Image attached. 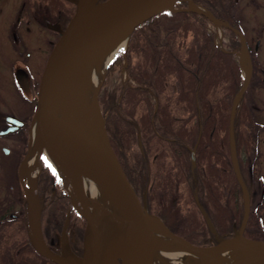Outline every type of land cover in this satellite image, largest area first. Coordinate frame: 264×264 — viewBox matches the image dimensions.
Instances as JSON below:
<instances>
[{"label":"trees","instance_id":"1","mask_svg":"<svg viewBox=\"0 0 264 264\" xmlns=\"http://www.w3.org/2000/svg\"><path fill=\"white\" fill-rule=\"evenodd\" d=\"M46 1L58 6L64 0ZM190 1L239 30L234 0ZM187 5L188 1H178L177 10L164 11L134 29L127 49L107 68L108 76L126 61L129 81L120 87L114 101L106 94L100 104L111 146L138 196L142 198L146 192L148 212L159 214L172 232L190 243L214 246L232 236L233 220L240 223L244 214L243 192L229 149L230 111L243 85L242 68L236 52L216 45L209 19L184 10ZM226 34L230 39L226 45L238 49L239 38L228 29ZM248 90L234 117L238 160L241 149L247 153L253 150L242 128ZM247 165L244 162L240 167L250 196L244 237L257 240L261 223ZM53 179L43 165L37 184L46 195V238L61 232L68 212L76 213L62 182ZM183 185L185 191L181 192ZM195 197L209 215L215 233L206 225ZM26 232L22 223L19 230H7L6 237L28 240Z\"/></svg>","mask_w":264,"mask_h":264},{"label":"water","instance_id":"2","mask_svg":"<svg viewBox=\"0 0 264 264\" xmlns=\"http://www.w3.org/2000/svg\"><path fill=\"white\" fill-rule=\"evenodd\" d=\"M68 1L75 5V11L66 28L61 31V36L55 43L42 72L32 123L35 124L40 141L48 153L65 168L82 173L107 188L114 197L123 203L128 219L100 202L94 204L93 215L91 219H87L73 204L71 197L73 206L86 221L82 256L79 257L72 253L67 243L63 244L62 255H57L45 244L41 230V210H37L36 216L32 217V210L27 198L28 212L30 213L28 236L34 249L41 256L56 264H98L95 256L96 244L99 240L105 239L123 248V254L119 257L120 264H147L152 240L151 217L157 219L168 234L179 241L188 252L195 255L206 256L210 260L203 249L216 247L220 244L218 242L217 245L208 247L194 245L172 232L159 216L148 212L146 192L143 193L142 198L138 196L109 141L105 119L99 106V94L103 81L95 90L91 100L92 107L98 109L97 121L94 126L95 133L80 132L75 126L59 118L52 108V100L62 81L73 70L84 64L99 47L124 36H128L129 40L132 32L139 25L164 11L177 10L175 5L178 1H188V8H183L184 10L197 12L213 24L229 29L238 36L241 41L240 52L245 53L249 61L250 70L234 98L229 118V149L232 166L244 198L243 220L238 229L234 224V238L239 240L240 247L244 251L253 255L243 264H264V250L256 252L250 248L247 244L249 239L243 235L249 215L250 200L238 168L234 117L236 108L250 82L251 65L242 33L190 0H140L130 4H128L129 0ZM118 8L120 9L108 14L109 9ZM239 62L241 63V58ZM7 120L14 123V126L1 131V134L13 131L23 125V122L18 119L8 118ZM191 163L193 166L195 165V148L191 150ZM195 199L206 225L215 233L209 215L198 198L195 197ZM261 243L264 245V242ZM106 264H112L109 257L106 258Z\"/></svg>","mask_w":264,"mask_h":264},{"label":"flooded vegetation","instance_id":"3","mask_svg":"<svg viewBox=\"0 0 264 264\" xmlns=\"http://www.w3.org/2000/svg\"><path fill=\"white\" fill-rule=\"evenodd\" d=\"M36 1L39 0H0V132L14 126V123L7 120L8 118L23 122L22 126L13 131L5 134L0 133V264H56L41 256L29 239L6 237L7 230H10L11 227H13V231L19 230L22 223L29 231L28 206L24 198L27 187L23 180L24 177L21 175V165L29 151V136L31 138L32 128L30 125L36 109L37 89L42 72L55 43L61 36V31L66 28L75 11V5L68 0L57 3L58 6H52L51 1L45 0L46 3L44 0H40L39 4L42 6L41 10H38L42 15H38ZM101 1L104 0L97 2ZM238 1L245 7L249 5L256 8L261 7L262 4L264 8V0ZM258 14H250L254 25L248 29L246 28L245 9L242 10V7L237 9L238 28L246 41L247 53L252 61L251 77L247 87L249 90L243 105L246 108L247 116L243 119L242 128L246 141L253 146L252 152L247 153L245 148L241 149L239 160H237L239 161L240 174L241 165L244 166V162L248 163V182L255 184L253 197L257 209V220L261 223L257 230L261 237L257 241L264 242V219L261 218L259 212L264 199V176L256 169L258 166L264 167V151L262 150L264 122L259 121L260 124H256L254 119L257 111H260L261 114L264 110V63H261L264 60V56H261V51L264 50L261 46L262 36L264 37V21L262 20L259 27H256L255 22L261 16L264 19V13ZM31 26H35L38 30L32 32ZM224 31L226 33V28ZM26 34L30 35V39L26 38ZM254 39L255 42L252 45ZM20 81H26L29 89L33 91L32 98L25 94ZM36 178L38 179V176ZM37 179L36 188L40 191ZM45 201L41 211V230L46 246L55 254L62 255L63 244L67 243L72 253L81 257L83 237L82 242H73V244L60 242L59 246L50 237L46 238L48 224L44 215ZM242 220L240 223L233 220L232 236L229 238L234 236V224L238 229ZM77 237L79 236L77 235ZM118 260L121 263L119 257Z\"/></svg>","mask_w":264,"mask_h":264},{"label":"bare ground","instance_id":"4","mask_svg":"<svg viewBox=\"0 0 264 264\" xmlns=\"http://www.w3.org/2000/svg\"><path fill=\"white\" fill-rule=\"evenodd\" d=\"M139 1L129 0L128 4ZM119 9H109L108 14ZM127 42L128 36H124L102 45L84 64L73 70L62 81L52 100L53 111L59 118L72 124L80 132L95 133L94 126L97 121L98 109L91 105L92 96L104 80L109 64L121 49L126 48ZM240 58L244 72L247 74L250 67L246 54L241 53ZM30 135L29 151L22 162L21 175L25 177L23 180L27 187L26 192L32 217L36 216L38 210V201L34 191L36 172L39 169L38 159L42 153H45L63 177L73 204L87 219H91L96 202L104 204L107 208L128 219L123 203L114 197L107 188L82 173L65 168L48 153L40 141L35 124L32 125ZM150 224L152 240L147 264H243L253 256L240 247L238 239L232 238L220 242L216 247L204 248L203 250L210 258L208 260L206 256L188 252L179 241L165 231L157 219L151 217ZM247 244L256 252L264 250V245L261 242L248 240ZM122 254L123 248L108 240H99L96 244L95 256L98 264H106L107 257L110 258L112 264H117V258Z\"/></svg>","mask_w":264,"mask_h":264},{"label":"rangeland","instance_id":"5","mask_svg":"<svg viewBox=\"0 0 264 264\" xmlns=\"http://www.w3.org/2000/svg\"><path fill=\"white\" fill-rule=\"evenodd\" d=\"M21 1H23V0H21ZM234 1H235V4L237 6L239 4V6L237 7L238 9H239V7H242V10L245 9V12H246L245 16H246V21H247L246 28H248V29L254 25V22H253L252 18L250 17V14L251 13H255V15H256V14H258L260 12H262V14L264 13V8L262 7V4H261V7H256V8L254 6H249V5L247 7H245V6H242V3L240 4L238 0H234ZM39 3H40V0L36 1V11H37L38 15H42V13L39 11V10H41L42 4H39ZM198 6L202 7L201 5H198ZM185 8H188V5ZM202 8L205 9L204 7H202ZM256 9H258V10H256ZM258 16H259V14H258ZM262 17L263 16H261L259 19L255 20L256 27H259L260 24L264 21V19ZM208 27L215 34V43H216V45L219 48H221V49H226V50L230 49L231 51L236 52V57H237L238 62H239V60H240L239 56L241 54V52H240V48L241 47H239L237 49V48L229 47V46L226 45V44L229 43L230 39H229L228 35L226 33H224L225 32L224 28H220V29L217 28L215 26V24H213V22L209 23ZM37 30L38 29L35 26L32 27V32H36ZM23 31H24V29H23ZM25 36H26V38L29 37V39H30V35L26 34ZM22 38H24L23 35H22ZM129 40H130V38H129ZM129 40L127 42V47H128V44H129ZM254 42H255V39L252 41V45L254 44ZM261 46L264 48V37L263 36H262V40H261ZM127 47L125 49H127ZM125 49H121L120 51L124 52ZM261 53H262L261 56H264V50H262ZM251 56L253 58L252 53H251ZM249 60H250V65L252 67V61H251L250 56H249ZM261 63H264V60H262ZM20 66H22V65H20ZM240 66H241V68L243 67L242 65H240ZM125 67H126V61H123V64H122L121 68L115 70L113 73L109 74L108 76H107V70H106V74H105V77H104V80H103V83H102V86H101V89H100V94H99V106L101 108V111H102V105L100 104V98H102L103 96H106V94H107V97L108 98L110 97V100L114 101V97L116 96V94H118L120 87L124 86L125 83H127L129 81ZM40 68H41V66H40ZM245 78H246V74H245V72L242 69V80H243V82H244ZM20 83L23 86L22 89L24 90L25 94L27 96H29L30 98H32L34 96L33 95V91H31L29 89V87L26 84V81H20ZM153 101H155V99H153ZM254 119H255V123L256 124L257 123L260 124L259 121L264 122V110H262L261 114H260V111H257L256 114H255V118ZM32 125H33V123L31 122L30 127H32ZM29 141H30V136H29ZM262 150L264 151V146L262 147ZM38 163H39V167L40 168L36 172V177L41 172V169H42L43 165L47 166L49 171H50V173L52 174V176H54L53 182L56 183L57 181H61L62 185L64 187L63 188L64 193L66 195H68L69 198H71V195H70V193H69V191L67 189V185H66L63 177L58 172L56 167H54V165H52V163L49 161V159L47 158L45 153H42L39 156ZM256 169H257V171L261 172V174H263V176H264V167L263 166H258ZM36 179L37 178H35V195H36V198H37V201H38V210H42V208L44 206V201H45L46 195H41L40 191L37 190V188H36ZM179 191L184 192L185 191V185L181 186ZM24 196H25L24 198H25V200L27 202V196L26 195H24ZM258 196H259V194H258ZM241 203H242V205L244 207V198H243V196H242V199H241ZM27 206H28V204H27ZM70 208H74L75 209V207L72 204V200H71ZM28 209H29V207L27 208V218H28V222H29V225H30V221H29L30 220V213L28 212ZM259 212H260L261 218L264 219V199L262 200V204H261ZM155 215L159 216V214H155ZM85 223H86V221H85L84 217L81 215V213L78 210H76V213L75 212H73V213L72 212L71 213L68 212V216H67V219L65 221V224H64V227H63L62 231L59 234H56V236H53V237H50V238L53 239L54 242H57L58 246L61 244L60 242H71L72 244H73V242H76V243L77 242H82V237H83V233H84V225H85ZM78 227L80 229L77 232ZM81 230H82V233H81ZM28 233L29 232L27 231L26 234H27V237L29 239ZM76 234L79 237H77ZM231 238H234V236L231 237ZM226 239H230V238H222V239H220L219 242H221L223 240H226ZM249 240H253V239H249ZM255 241H257V240H255ZM204 247H208V246H204ZM117 264H120L119 260L117 261Z\"/></svg>","mask_w":264,"mask_h":264},{"label":"built area","instance_id":"6","mask_svg":"<svg viewBox=\"0 0 264 264\" xmlns=\"http://www.w3.org/2000/svg\"><path fill=\"white\" fill-rule=\"evenodd\" d=\"M215 26H216L217 28H219V29H220V26H219V25H216V24H215ZM218 37H219V36H218Z\"/></svg>","mask_w":264,"mask_h":264}]
</instances>
